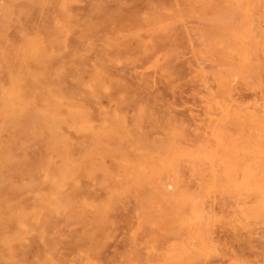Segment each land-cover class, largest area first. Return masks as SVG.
Instances as JSON below:
<instances>
[{"label":"rangeland","instance_id":"obj_1","mask_svg":"<svg viewBox=\"0 0 264 264\" xmlns=\"http://www.w3.org/2000/svg\"><path fill=\"white\" fill-rule=\"evenodd\" d=\"M0 264H264V0H0Z\"/></svg>","mask_w":264,"mask_h":264}]
</instances>
